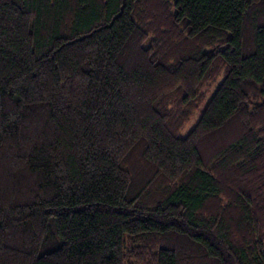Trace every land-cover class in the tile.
<instances>
[{
	"label": "trees",
	"instance_id": "obj_1",
	"mask_svg": "<svg viewBox=\"0 0 264 264\" xmlns=\"http://www.w3.org/2000/svg\"><path fill=\"white\" fill-rule=\"evenodd\" d=\"M0 264H264V0H0Z\"/></svg>",
	"mask_w": 264,
	"mask_h": 264
},
{
	"label": "rangeland",
	"instance_id": "obj_2",
	"mask_svg": "<svg viewBox=\"0 0 264 264\" xmlns=\"http://www.w3.org/2000/svg\"><path fill=\"white\" fill-rule=\"evenodd\" d=\"M199 117V112H195L193 116L189 119V121L185 124L183 129L180 131L179 136L184 137L196 124Z\"/></svg>",
	"mask_w": 264,
	"mask_h": 264
}]
</instances>
